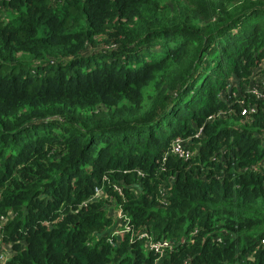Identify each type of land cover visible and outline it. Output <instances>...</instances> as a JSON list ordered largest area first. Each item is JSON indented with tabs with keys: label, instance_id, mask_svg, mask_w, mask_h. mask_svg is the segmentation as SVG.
<instances>
[{
	"label": "trees",
	"instance_id": "16d2710c",
	"mask_svg": "<svg viewBox=\"0 0 264 264\" xmlns=\"http://www.w3.org/2000/svg\"><path fill=\"white\" fill-rule=\"evenodd\" d=\"M263 62L264 0H0V264H264V98L229 84Z\"/></svg>",
	"mask_w": 264,
	"mask_h": 264
},
{
	"label": "built area",
	"instance_id": "2783aa9c",
	"mask_svg": "<svg viewBox=\"0 0 264 264\" xmlns=\"http://www.w3.org/2000/svg\"><path fill=\"white\" fill-rule=\"evenodd\" d=\"M261 71L257 69L255 72V76L259 75ZM255 76L252 75L250 77L251 81L247 85H245L241 90H238V91H241L243 93H248L257 98H264V80L258 81V79ZM236 88L238 87L236 86ZM252 110L253 108H251V111ZM242 113H245V111L243 110ZM218 115H221V112H219ZM210 118H211V115L208 116V119ZM201 129L202 128H199L198 131H196V133L193 136L194 138L200 135ZM190 139L191 137H188V138L181 137V136L175 137L171 142L170 153H172L173 155L183 160L190 159L192 155L194 154V152H192L190 148V146L192 145L190 142ZM165 157H166V154L164 155L163 160ZM101 196H103L101 191L96 189L95 197H101ZM126 224H127V221H126ZM128 230H129L128 226L125 227V230H119L118 226H115L112 230V234L119 235L122 232H126ZM144 236H146L145 233L141 235V237H144ZM109 241L111 242V239H109ZM262 242H264V240H262ZM172 246H173V242H170L169 240H159V241L148 240L147 241V248L159 254V256H164L165 247L172 249ZM2 247L3 246H1V252L3 253V255L8 257L11 252L10 251L6 252V250H4V248ZM1 258L2 256H0V259ZM155 263L160 264L161 260L157 259ZM182 264H186V263L184 262Z\"/></svg>",
	"mask_w": 264,
	"mask_h": 264
},
{
	"label": "rangeland",
	"instance_id": "374dc122",
	"mask_svg": "<svg viewBox=\"0 0 264 264\" xmlns=\"http://www.w3.org/2000/svg\"><path fill=\"white\" fill-rule=\"evenodd\" d=\"M261 66H262V71L259 73V75H257V76H255V72L256 71H254L253 72V76H255L257 79H258V81H263L264 80V62L261 64ZM257 69V68H256ZM255 69V70H256ZM242 82H245L244 84H241V85H239V83H242ZM242 82H240V81H238L237 80V82L236 81H234V82H232V81H229V84L230 85H232V87H234V86H237L238 88H236V90H241L245 85H247L248 83L247 82H249V81H242ZM233 83V84H232ZM229 85V86H230ZM185 138H188V137H185ZM191 140H192V137H191V139H190V142H191ZM191 144H192V142H191ZM193 145V144H192ZM119 228H122V223L121 224H119ZM2 248H4V250H6V252H9L10 251V247L8 248V247H6V246H3Z\"/></svg>",
	"mask_w": 264,
	"mask_h": 264
}]
</instances>
